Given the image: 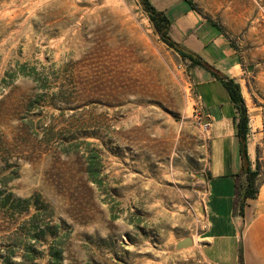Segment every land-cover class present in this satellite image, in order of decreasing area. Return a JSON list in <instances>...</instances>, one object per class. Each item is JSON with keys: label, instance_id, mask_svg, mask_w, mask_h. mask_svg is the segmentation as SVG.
<instances>
[{"label": "rangeland", "instance_id": "rangeland-1", "mask_svg": "<svg viewBox=\"0 0 264 264\" xmlns=\"http://www.w3.org/2000/svg\"><path fill=\"white\" fill-rule=\"evenodd\" d=\"M191 1L240 58L234 79L262 173L246 219L242 174L234 214L247 264H264V0ZM33 68L43 86L21 72ZM195 68L161 40L139 0H0V140L13 143L21 167L9 187L16 198L39 196L49 212L1 210L0 261L30 251L46 264L53 238H33L36 214L64 221L66 264H212L198 207L214 128ZM186 236L194 245L174 250Z\"/></svg>", "mask_w": 264, "mask_h": 264}, {"label": "crops", "instance_id": "crops-1", "mask_svg": "<svg viewBox=\"0 0 264 264\" xmlns=\"http://www.w3.org/2000/svg\"><path fill=\"white\" fill-rule=\"evenodd\" d=\"M171 21L170 35L179 43L200 54L210 64L235 78L240 67L239 55L223 33L219 23L204 17L187 0H150ZM195 84L207 108L206 118L213 129L210 175L204 201L209 226L208 242L204 244L205 258L212 264H240L239 250L243 248L247 264L246 241L240 243L235 221L237 187L241 176H235L242 161L233 120L237 110L225 88L216 83L208 71L196 67ZM249 200H247L248 202ZM247 207H244L246 219ZM252 264V263H251Z\"/></svg>", "mask_w": 264, "mask_h": 264}, {"label": "trees", "instance_id": "trees-1", "mask_svg": "<svg viewBox=\"0 0 264 264\" xmlns=\"http://www.w3.org/2000/svg\"><path fill=\"white\" fill-rule=\"evenodd\" d=\"M188 3L196 9L191 0H187ZM143 10L150 18L153 26L160 36L161 40L175 52H177L183 59H189L193 66L202 68L213 75V77L220 81L225 88L231 102L234 104L237 110V116L233 120L235 136L239 143V152L241 156L242 165L235 176L246 175V188L242 195V199L239 203L240 213L244 214V207L247 200L253 199L258 193L256 187L258 176L262 173V165L258 157L257 167L253 169L252 162L249 156L248 145H247V134H248V113L245 99L242 93V88L239 82L234 78L230 77L227 73L218 69L214 65L210 64L200 54L187 47L186 45L177 42L170 35L171 21L167 14L163 11L158 10L150 0H139ZM197 10V9H196ZM22 74L27 76L34 82L41 83V79L38 77L39 72L33 68L32 71H25L22 69ZM42 84V83H41ZM43 86V84L41 85ZM13 143L7 139L0 140V211H13L15 213H22L24 210H28L30 206H34L38 210H43L44 213L48 210V205L43 201H40L39 196H31L28 198H16L14 193L10 191L9 184L13 180L20 177V164L18 160L20 157L15 155ZM15 157L16 161H11ZM29 160V159H28ZM89 178L97 183L95 173L89 170ZM237 205V204H236ZM49 212H47V215ZM36 214L34 218H31L29 222L32 224V232H35L33 238L35 240H46L47 236L52 237V242L47 248V252H42V256H47L46 264H66V248L65 240L69 233L61 235L60 228L61 221L59 223L51 225L48 222H40L36 220ZM29 248H33L30 246ZM29 250V249H28ZM36 249H32L35 251ZM16 254V251L12 250L6 257L0 261V264H39L37 257L31 256L30 251H26L21 254L20 260H14L12 255ZM239 263L245 264L243 248L239 250Z\"/></svg>", "mask_w": 264, "mask_h": 264}, {"label": "water", "instance_id": "water-1", "mask_svg": "<svg viewBox=\"0 0 264 264\" xmlns=\"http://www.w3.org/2000/svg\"><path fill=\"white\" fill-rule=\"evenodd\" d=\"M198 211L201 215H205V210L202 205L198 207ZM194 245V239L191 236H186L184 238L178 239L175 243L174 250H181L189 248Z\"/></svg>", "mask_w": 264, "mask_h": 264}]
</instances>
